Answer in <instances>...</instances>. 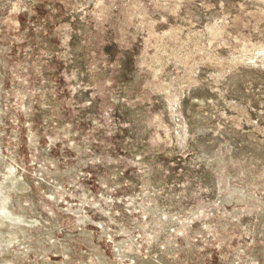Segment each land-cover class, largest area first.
<instances>
[{"label": "rangeland", "instance_id": "1", "mask_svg": "<svg viewBox=\"0 0 264 264\" xmlns=\"http://www.w3.org/2000/svg\"><path fill=\"white\" fill-rule=\"evenodd\" d=\"M0 264H264V0H0Z\"/></svg>", "mask_w": 264, "mask_h": 264}]
</instances>
